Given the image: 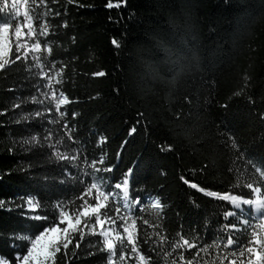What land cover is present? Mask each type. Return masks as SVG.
Returning <instances> with one entry per match:
<instances>
[{"label":"trees","instance_id":"16d2710c","mask_svg":"<svg viewBox=\"0 0 264 264\" xmlns=\"http://www.w3.org/2000/svg\"><path fill=\"white\" fill-rule=\"evenodd\" d=\"M21 2L0 0V258L67 217L45 264H264V221L224 198L264 199V0Z\"/></svg>","mask_w":264,"mask_h":264},{"label":"rangeland","instance_id":"374dc122","mask_svg":"<svg viewBox=\"0 0 264 264\" xmlns=\"http://www.w3.org/2000/svg\"><path fill=\"white\" fill-rule=\"evenodd\" d=\"M16 6H20L23 11V4L21 0H14ZM24 12V11H23ZM34 36L32 30V24L26 19L23 26L19 27L15 33V39L18 41L19 49H23L26 52L30 50L38 51V46H29L28 39ZM10 50V41H9V28L7 26L0 27V67L2 66L3 62L7 58V55ZM122 192L127 194L128 192V183L126 181L125 185L121 187ZM225 200L230 202L232 206L237 210L244 211L245 209H252L254 211L255 216L261 218L264 221L263 213H264V199L260 196L259 191L255 192V197L252 200H244L238 198L236 196L227 194L224 196ZM107 196L103 194H99L98 204L99 207L97 209H91L84 212V216H87L91 213H96L99 208L105 205V201ZM121 204V202H119ZM123 207L129 211V206L127 203L123 202ZM154 206H157L156 202H153ZM30 209L35 210L33 206L30 204ZM63 222L66 223L67 228L64 232H60L59 229H53L46 231L40 237H38L34 242L32 247L30 248L28 254L24 257L18 259L16 264H45L51 262L55 253L57 252V244L60 239L65 238L70 231L80 225L81 221L77 223H73L67 217L64 218ZM100 232L105 239L107 248L110 251H113L114 245L121 236L116 235L114 227L110 224H105L102 221L98 223ZM263 229H264V222H263ZM126 238L130 241L133 240V232L131 229L126 231ZM0 264H10L5 260L0 258ZM140 264H146L143 258H140Z\"/></svg>","mask_w":264,"mask_h":264},{"label":"snow or ice","instance_id":"6c2138e0","mask_svg":"<svg viewBox=\"0 0 264 264\" xmlns=\"http://www.w3.org/2000/svg\"><path fill=\"white\" fill-rule=\"evenodd\" d=\"M126 0H118V3H116L115 5L111 2V0H109L108 4L106 5L108 8H112V7H117L119 8L121 5L125 4ZM112 43L113 45H115L116 47H119V42L117 39L113 38L112 39Z\"/></svg>","mask_w":264,"mask_h":264}]
</instances>
